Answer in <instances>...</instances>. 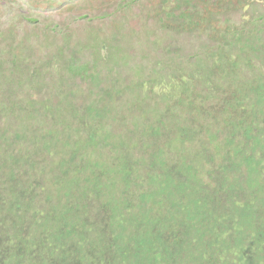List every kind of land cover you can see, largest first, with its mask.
Listing matches in <instances>:
<instances>
[{"label": "rangeland", "instance_id": "rangeland-1", "mask_svg": "<svg viewBox=\"0 0 264 264\" xmlns=\"http://www.w3.org/2000/svg\"><path fill=\"white\" fill-rule=\"evenodd\" d=\"M154 4L0 0V264H264L259 3L184 31Z\"/></svg>", "mask_w": 264, "mask_h": 264}, {"label": "trees", "instance_id": "trees-1", "mask_svg": "<svg viewBox=\"0 0 264 264\" xmlns=\"http://www.w3.org/2000/svg\"><path fill=\"white\" fill-rule=\"evenodd\" d=\"M131 2L132 0H110L112 5L114 3L118 4V8H126ZM150 3H155L154 10L159 9L154 13L156 18H160L161 20L167 18L168 22L166 23V26L169 25V22H174L177 31H184L186 29L199 30L200 28L212 26L213 24L229 27L230 23L233 22L229 15L230 13L239 9L246 10L248 6H252L256 3H262L264 5V0H150ZM194 3H200L202 7L196 6ZM107 5L98 3L90 8L94 10L95 13L101 14L107 10ZM72 7V4H65L63 8L72 11ZM246 15H248V13ZM251 19H259L264 24V15L253 17L249 14V18L244 22H248ZM46 24L45 32L47 34L58 37L64 36V34L60 32L61 29L58 25H53L51 23ZM240 39L245 40V37L241 36ZM20 43L22 44V42ZM11 45L15 46L19 44L13 43ZM245 46V50H247V44ZM10 50L13 49L10 48Z\"/></svg>", "mask_w": 264, "mask_h": 264}, {"label": "clouds", "instance_id": "clouds-1", "mask_svg": "<svg viewBox=\"0 0 264 264\" xmlns=\"http://www.w3.org/2000/svg\"><path fill=\"white\" fill-rule=\"evenodd\" d=\"M258 5L260 6V10L262 11V13L257 15V14H255V13L250 11L252 13V14L250 13L251 16L257 17L259 15H264V5L262 3H259ZM237 11H241V10L239 9ZM256 20H258L259 23L263 26L261 28V31L263 33L264 24L259 19H256ZM160 24L164 28L165 31L166 30L170 31L173 27H175V25H174L175 23L174 22H169V25H167V26H166V23L165 24L160 23ZM175 29L177 31L176 27H175ZM229 32H233V31L229 30ZM261 36H264V34H262ZM247 38H245V40ZM120 41L116 45H112L111 43H109V42L107 43L106 42L105 44L102 45V47H103L104 50H107V51L123 50V48L120 46V44H121ZM124 41L125 40H123L122 42H124ZM242 44H245V43H242ZM247 46H248V44H247ZM247 50H248V47H247ZM247 50H242L240 52V54L237 57H234V58H230L229 56H224L223 59L225 61H227V64L226 63H222L220 66L217 67V66H215V63H214L213 66L209 67V70H208L209 75H214L216 73L215 72L216 70H217V73L219 74V71L220 72H225L226 70L231 69L232 67L237 65V59L241 60V61H244V64H246L249 67H252L253 66L252 59L251 58H246V56H245V54L247 53ZM252 51H255V49L252 47V50H251V46L249 45L250 54H251ZM257 51L259 53H261L262 55H264V51H261L260 49H257ZM224 52H226V51H224ZM110 64H112V63H110V62L106 63V65H110ZM259 69H264V64H260L259 65ZM257 77H258L259 81L263 82L264 81L263 80L264 72H260L257 75ZM250 91L253 94V92H254L253 89H249L247 91V93L250 92ZM18 232H21V231H18ZM33 244L38 245V246L42 247L43 249L49 248V251H48L49 254H55L56 256L60 257V260L57 263H55L53 261H49V257L41 258L42 259V263H44V264H70V263H77V262L83 263V261L80 258L81 252H80L79 249H81V247H77V246L73 245L72 247H70V249L68 251L63 250L61 252V250H59V251L57 250L56 246L49 245L45 241H39V240L38 241H33ZM84 249L86 250V251H84V256L87 254V250H88V256L91 255L94 258V261L89 262V264L90 263H92V264H102V262L104 260V257H103L104 254H105L106 257H108V262H110V261L114 262V260L112 258V254H113L114 250L105 249V248H103L101 246H97L95 249H88V247L84 248ZM27 255H30V254L28 253ZM70 257H71V261L68 263V261L70 260ZM33 260H34L33 264H37L38 263L37 261H35L34 258H33ZM140 263H141L140 261H135L133 264H140ZM160 264H164V263L162 262ZM205 264H210V263L206 262Z\"/></svg>", "mask_w": 264, "mask_h": 264}]
</instances>
